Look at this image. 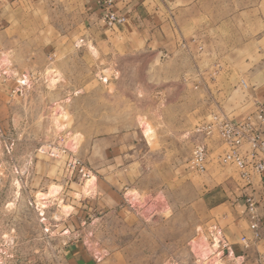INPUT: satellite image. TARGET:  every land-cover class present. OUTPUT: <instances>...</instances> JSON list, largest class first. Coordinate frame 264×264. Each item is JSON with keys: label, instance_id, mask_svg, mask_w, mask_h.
I'll return each mask as SVG.
<instances>
[{"label": "rangeland", "instance_id": "374dc122", "mask_svg": "<svg viewBox=\"0 0 264 264\" xmlns=\"http://www.w3.org/2000/svg\"><path fill=\"white\" fill-rule=\"evenodd\" d=\"M85 2L17 0L0 41V264L218 262L214 207L246 182L216 134L204 171L191 151L264 102V0L174 2L163 48L89 28Z\"/></svg>", "mask_w": 264, "mask_h": 264}, {"label": "crops", "instance_id": "0c3cea01", "mask_svg": "<svg viewBox=\"0 0 264 264\" xmlns=\"http://www.w3.org/2000/svg\"><path fill=\"white\" fill-rule=\"evenodd\" d=\"M16 1L0 0V41L3 38L6 48L12 47L14 42H19V37L14 35L15 23H17L15 19L23 12L18 10V7H14ZM196 1L115 0L112 8L118 16L125 18L124 22L128 20L129 30L126 34H132V38L137 43L163 48L174 43L170 29L171 14L174 13L176 3L189 5ZM85 3H87L85 8L88 14L87 19H89L86 24L89 28H98L101 31L108 29L99 16L101 9L96 0H86ZM123 23L109 27V29L117 28L118 30V27ZM17 28L21 30L22 24H17ZM16 77L18 76H13L12 79H16ZM242 191H244L243 197L235 199L234 202L226 201L214 207L221 212L212 219V226L219 229L221 238L228 243L232 250V255L223 257L218 264H255L254 259L264 254V171L255 175L251 184L245 183ZM251 195L257 202V212L262 219L259 228L260 236L257 239L253 237V231L249 228L245 216L247 208L245 197ZM212 258H215L214 254Z\"/></svg>", "mask_w": 264, "mask_h": 264}, {"label": "built area", "instance_id": "2783aa9c", "mask_svg": "<svg viewBox=\"0 0 264 264\" xmlns=\"http://www.w3.org/2000/svg\"><path fill=\"white\" fill-rule=\"evenodd\" d=\"M115 0H97V5L101 9V17L106 26L113 27L124 22L123 16H118L112 8ZM29 75L24 74L17 82L20 86H26ZM210 121L196 129V135L201 136V142H196L191 151V165L198 171H204L207 163V149L202 142L216 134L223 145L219 154V161L233 164L239 171L240 177L247 183L255 175L264 171V102H257L253 113L245 116L241 120H234L216 115H210ZM203 139V140H202ZM247 205L245 216L249 223V228L253 231V237L257 239L261 225V217L257 212V202L254 197L245 198ZM210 239V256L214 254L218 262L225 256L232 255V250L228 243L221 238L219 229L210 227L208 229ZM244 240V238H242ZM204 260V258H200ZM255 264H264V254L259 255L253 261ZM206 264V262H204Z\"/></svg>", "mask_w": 264, "mask_h": 264}, {"label": "bare ground", "instance_id": "6f19581e", "mask_svg": "<svg viewBox=\"0 0 264 264\" xmlns=\"http://www.w3.org/2000/svg\"><path fill=\"white\" fill-rule=\"evenodd\" d=\"M93 180H94V176H92L89 180H87V185H89L90 182L93 181ZM94 181H95V180H94ZM93 183H94V182H93ZM93 183H91V184H93ZM53 189H54V188H52V190H53ZM52 190H51V191H52ZM44 195H45V194H40L41 197L44 196ZM41 197H40V198H41Z\"/></svg>", "mask_w": 264, "mask_h": 264}]
</instances>
